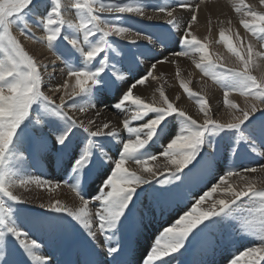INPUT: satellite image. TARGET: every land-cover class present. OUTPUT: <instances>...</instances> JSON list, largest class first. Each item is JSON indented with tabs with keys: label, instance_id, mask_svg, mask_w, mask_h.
Returning <instances> with one entry per match:
<instances>
[{
	"label": "snow or ice",
	"instance_id": "snow-or-ice-1",
	"mask_svg": "<svg viewBox=\"0 0 264 264\" xmlns=\"http://www.w3.org/2000/svg\"><path fill=\"white\" fill-rule=\"evenodd\" d=\"M201 2L175 0L171 6H153L145 0H0V264H58L52 255L43 253L42 244L26 229L57 235L69 224L78 226L90 241L91 251L83 264H130L126 257L132 251V237L143 227L142 215L137 216L142 195H150L155 205H168L194 169L211 171L221 156L225 160L240 157L245 149L258 153L257 141L262 150L258 154H264V75L253 74L262 67L259 61L264 60V52L256 51V44L245 41L238 31V43L234 44L232 36L221 28L218 43L227 46L239 66L228 67L223 57L210 53L207 38L202 40L193 32ZM233 6L243 28L264 47V12L256 11L245 0ZM149 7L169 18L162 31L144 33L123 23L126 15L133 14L151 20L146 16ZM177 9L190 13L183 29L174 15ZM70 12L75 19L66 18ZM33 22L44 35L37 37L32 32ZM16 32L46 45L57 53V59H63L68 69L63 83L46 84L44 73H48L49 82L52 79L49 65L31 55ZM120 40L141 49L139 56L145 58L158 45L168 50L172 41L179 48L171 51L173 57L199 54L195 67L225 90L224 104L239 115L227 123L214 119L209 100L183 79L180 86L195 99L204 117L202 122L178 106L179 96L170 100L163 86L157 89L159 103L134 94L133 90L144 86L149 78L160 79L154 75L157 64L171 61L153 56L156 63L135 76L133 68L141 61L136 52L121 47ZM126 60L129 63L124 66ZM176 75L180 76L179 68ZM113 88L119 95L112 107L123 116L124 135L111 121L98 124L89 118L85 122L72 114H87L101 103L107 107L100 97ZM48 92L59 93V102ZM233 92L253 102L240 108L228 100ZM95 115L100 112L96 110ZM21 149L28 153L27 158ZM41 158L54 163L64 175L49 180L20 174L18 163L31 159L35 166ZM161 158L163 164L155 163ZM129 162L138 165L139 171L126 167ZM250 173L264 174V163L220 168L191 209L163 228L143 257V264H179L174 254L186 250L190 237L198 238L214 226L232 229L256 245L240 252L230 264H262L264 188L257 186ZM32 184L50 193L68 188L80 206L74 209L55 199L40 207L57 215L26 216L19 206L27 201L16 190ZM217 193L221 198L202 209L206 199ZM90 203L96 206L95 213L90 211ZM236 209L244 211L237 213ZM97 233L107 241L120 236L107 248L103 262L92 258L98 246ZM168 257L171 259H165Z\"/></svg>",
	"mask_w": 264,
	"mask_h": 264
},
{
	"label": "rangeland",
	"instance_id": "rangeland-1",
	"mask_svg": "<svg viewBox=\"0 0 264 264\" xmlns=\"http://www.w3.org/2000/svg\"><path fill=\"white\" fill-rule=\"evenodd\" d=\"M223 1L224 0H221V5L223 4L222 3ZM112 2H116V0H112ZM152 2H153V6H155V5L171 6V5L175 4L174 0H155V1L154 0H145L146 4L150 3L152 5ZM192 2L195 3V2H197V0H195V1L192 0ZM62 3H64V0H62ZM217 3H220V1ZM217 3H215V4H217ZM245 3L247 4L246 0H245ZM206 4L211 6L210 3H206ZM147 9L152 10L151 7L147 8ZM229 10H230V8H229ZM258 12H261V11H258ZM262 12H264V11H262ZM71 15H72V16H70L71 19L76 18L74 13H71ZM104 15H108V14H104ZM134 16H135L134 14L133 15H126L124 17V20H123V23L126 24L127 26L131 27L133 30H141L144 33H151V32H157L158 33L166 27V22L162 23V22H158L156 20H148L146 18H141V17H137V16L134 17ZM67 17L69 19V16L66 15V18ZM151 21H153V22L151 23ZM30 27H31V30L34 29V25H30ZM193 28H195V27H193ZM210 28H211L210 30L212 31V30L217 29L218 27L212 25V27H210ZM219 28H220V30H221V28L226 29L222 26H219ZM32 32H34V31H32ZM246 32H247V35H249V37L254 40V38L251 36V34L248 31H246ZM41 34L44 35V33L42 31H41ZM225 34L231 35V33L228 30L225 32ZM140 43H145V42L140 41ZM233 43L236 44V43H238V41L233 39ZM120 45L125 50L130 49L132 52H136L137 58L141 61V63L138 66H134L133 73L137 69L138 70L140 69L138 71L139 73H144L147 70L143 66V63L146 60V58L143 56H139V51H141V49H137L135 45H129L123 40H120ZM156 48H161V46L158 45ZM168 50H170V51L179 50V48L175 44V41H172L169 44ZM51 51L53 52V54L55 56H57L56 52L54 53L53 50H51ZM209 51H210V49H209ZM261 52H264V47H261ZM210 53H212V52L210 51ZM212 54L214 55V53H212ZM149 55L150 56L151 55H157V51H155L153 53H148L147 56H149ZM194 55L199 56V54H194ZM156 58H158L160 60H164L165 56L160 57L158 55ZM59 61L64 66L63 69L65 68L66 72H67L68 69L65 66L63 59H59ZM228 61L223 60L222 62L225 63L228 67H238L239 66V64L237 63V60H231V61L228 60ZM155 62H156V59H155ZM128 63H129V61L126 60L124 66H127ZM120 67H121V65H117V68H120ZM170 68L169 69H167V68L160 69L161 80L166 81L167 75L169 74V72H171V71H169ZM196 69H197L198 73L201 75V77H206L208 80H210V82L213 85H215L217 88H220V86L218 84L214 83L210 77L205 76L198 68H196ZM254 71H255V72H253L254 75H257L258 77L261 76L258 74L257 70H254ZM189 76H191V75H189ZM190 81H191V83H194L195 80H194V78H190ZM220 89L222 92L224 91V89L222 87ZM194 92H196V91H194ZM118 95H119V93L116 90V88H113L106 93V96H108L106 100L113 105L114 103H116ZM203 96H205V95H203ZM243 97H245V96H243ZM187 98L191 102H193L195 105H197L195 99L189 98L188 96H187ZM222 98L224 99V97H222ZM245 98H248L249 100H251L250 97H245ZM228 99H231V98L228 97ZM237 105H239L240 108H244V106L241 105L240 103H238ZM238 114H239V112L236 111V115H238ZM255 115L259 116V113H256ZM212 117L214 119L218 120L216 115H212ZM200 122H202V121H200ZM257 149H258V153H259L261 151L260 146H259V141H257ZM21 151H22L21 153H22L23 157L27 158L28 153L23 152L22 149H21ZM153 151H157V149H153ZM258 153H252L250 150L245 149V150H242V155L240 157H229L227 159L226 163H228L230 165L229 167H233V166L238 167L239 164H241V163H243L245 165L251 164L254 166L257 163H259V161L264 156V154L259 155ZM220 158L223 161L219 160V163L223 162V164H224L226 160L223 158V156ZM129 163H132V162H129ZM193 163H195V162H193ZM49 166H51L53 168L54 172L57 175L59 174V178L62 175H64L62 170H60L54 163L49 161L47 158H41L39 160V162L35 164V166H33V161L31 159H26L24 162L17 164V167H19V169L22 170L21 171L22 173L30 172V173H33L35 175L37 174V175H41V176L45 175V173L49 169ZM189 166H190L189 168L192 167V165H189ZM214 166H213V169L211 171H214ZM197 169L193 170V172L190 174V177L187 180V182L184 183L183 187L180 189H177L173 193L172 202L168 205L158 206V205H155L151 201L150 195L147 196V198H145L144 195L141 196V200L138 202L137 216L140 217L142 215V217H144L143 218V227L138 232H136L134 234V236L132 237V241H133L132 242V251L126 257V259L128 261H130V264H143V257L146 255L147 251L150 249L151 245L153 244V241L159 235V233L163 230V228L170 226V224L174 221V219H177L185 211L190 210L191 207L194 205L195 201L199 198L197 196V195H199V191L196 192L197 190L195 188H197L200 183H204V184L206 183V180L203 179L204 175H202L206 171H203L199 168H197ZM185 172H187V169H185ZM193 173H195V176L198 179V183L196 181V178H194ZM160 178L163 179L164 177H160ZM177 183H179V182H177ZM154 185H155V181H154ZM155 186L159 187V185H155ZM258 187L264 188V186H260L259 183H258ZM194 189L196 191H194ZM94 193H95V187L92 190V194H94ZM24 195H25V197H27L26 194H24ZM25 197L22 196L23 199L27 200ZM245 200H247V198H245ZM19 207L24 209L26 216H35V215H38L40 213H47V215H49V216L57 215L55 213H48L47 209H38V208L33 207L27 203L24 205H20ZM91 211L93 213H95V211H96L95 205H94V209ZM241 211H244V209H236L237 213H239ZM171 214H174V217H172L170 219ZM156 219H157V221H156ZM94 220H95V218H94ZM66 223H68V218H66ZM156 224H158V225H156ZM69 225H72L71 229H69V227H68V229L65 232H62V233L57 234V235H52V234L46 233V232H40V231H37L35 229H26V230L30 231V236L32 238L37 239L38 242L42 244L43 253L44 254H50L53 257H56L58 254L59 255L62 254V249L64 248L68 234H70L71 235L70 242L67 245L68 246V249H67L68 258H66V259H68V261L65 264H77L78 259H80V262H82L83 258L87 257L86 254H87V252L91 251V245H90V241L87 238V236L84 235L82 231H80L78 226H75L74 224H69ZM229 231H233L232 236L228 235ZM49 238L53 239L56 242V245L51 247L49 245V241L47 240ZM116 239H120L119 234H117V238H114L112 241H107L103 235L97 233L96 243L98 246H97V248H95L92 258L103 262L105 260L104 253L106 252V250L110 244L114 245L116 243ZM99 243H101V244H99ZM250 246H256L255 243L250 238L235 234L234 230H232V229L226 230L223 227L214 226V227L210 228L209 230H207L205 233H203L198 238L193 239L192 237H190L189 242L186 245V250L182 249L181 253H176L174 255H176L179 258V264H230L231 259H233L236 255H238L240 252L246 250V248L250 247ZM15 251H16L17 255H19L18 250H15ZM107 259H111V258L108 257ZM165 259H171V257H168ZM62 264H64V263H62ZM173 264H176V262L173 261ZM241 264H243V262H241ZM262 264H264V262H262Z\"/></svg>",
	"mask_w": 264,
	"mask_h": 264
},
{
	"label": "bare ground",
	"instance_id": "bare-ground-1",
	"mask_svg": "<svg viewBox=\"0 0 264 264\" xmlns=\"http://www.w3.org/2000/svg\"><path fill=\"white\" fill-rule=\"evenodd\" d=\"M219 1H220V3H217ZM236 2H238V0H224L222 2L223 4L221 5V0H202V2L200 3V11L197 15V22H196V24L193 25V27H195V28H193L194 34L202 40L207 38V40L210 42L209 43L210 51L212 53H214V55H219V56L223 57L224 61H228V60L231 61V60H237V59H236V57H233L231 55V53L227 49V46L224 43H218L219 34H220L219 26L226 28L225 32L228 30L231 33L232 38L235 40H237L235 33L238 31L241 38L245 39V41L252 40L253 43L256 44V51L261 52V45L259 43H257L255 40H253L252 38H250L249 35H247V32L245 31L243 26L240 24L241 16H240V14H237L234 11V6H233L234 3H236ZM246 2L248 5H251L256 11H261V12L264 11V4H261L260 0H246ZM64 3H68V0H64ZM206 3H210L211 6L207 5ZM215 3H217V4H215ZM148 4H150V3H148ZM152 5H153V2H152ZM229 8H230V10H229ZM174 15L176 16V18L179 21L180 28L183 29L184 25H185V21L188 20L190 13L186 10L177 9L176 12L174 13ZM67 16H69V19H71L70 18V16H72L71 12L68 13ZM146 16H151L152 17L151 20H156V21L162 22V23L166 22L167 19H169L163 13H157V12H154L153 10H148V9H146ZM152 22L153 21H151V23ZM32 25H34V29L32 31H34L36 36L37 37L42 36L40 29L37 28V26H35L34 22ZM212 25L216 26L218 28L211 31L210 27H212ZM16 34L21 39V42L24 44L26 50L31 55H34L36 57V59L38 61H41L43 64L49 65V72L52 73V79L49 82L48 73H44L46 84H49V86H55L57 84L63 83L64 80L66 79L67 72H66L65 68L63 69L64 66L60 63L59 59H57V56H55L53 54V52L46 47V45L41 44V43H36L32 40L25 39L24 37H20L18 32H16ZM155 51H157V55L147 56L146 60L143 63V66L146 69H148L150 64L156 63L155 59L152 58L153 56H155V57H157L158 55L160 57L165 56V58L167 57L171 62L157 64L154 75L160 77V69H162V68L169 69L171 67L169 70L171 72H169V74L167 75L166 81L161 80V77L159 80H152L151 78H149V81L146 82V84L144 86H138L136 89L133 90L134 94L141 95L145 100H147L149 102H151L152 99L155 98L156 101L159 103L161 100V97H160V94L157 91V89L160 88L161 86H163L164 92L170 98V100L176 101V97L179 96L180 100L177 102L178 106L183 108L185 111H187L194 118H196L200 121H203L204 117H203V114L200 113V111H199V106L195 105L193 102H191L187 98V95L185 94L184 90L181 89L180 80L183 79L186 83L189 84V87L193 91H196V92H199V93L205 95V97L209 100V104L211 107V114L216 115L218 120H220V122L227 123L230 120H232L233 115H236V110L231 109L224 104V99L222 97H224V91L225 90L222 92L220 89L221 87L217 88L215 85H213L210 82V80H208L206 77H201V75L198 73V71L195 67V63H194V61L199 60L198 55H194L192 58H188V57L177 58V57H173L171 55L170 50H164V49H162V47L156 48ZM259 63L261 64L262 67L259 69H256V70H257L259 75H263L264 74V60H260ZM53 67H55L54 72L52 71ZM177 68H179V71H180L179 77L176 75ZM139 70L137 69L133 74L135 76H139L141 74L138 72ZM189 75H191V76H189ZM190 78H194V80H195L194 83H191ZM45 91H47V88H45ZM48 94L52 95L53 99H57L58 95H59V93H52V92H48ZM107 97L108 96L105 95V96L100 97V99L106 100ZM228 97L231 98V99H228L229 101H231L235 104L240 103L244 107H245L246 103L250 104L253 102L252 100H249L248 98H245V97L239 95L238 92L237 93L233 92ZM77 100H79V98H77ZM57 101H58V99H57ZM106 102H107V107H105V104H103V103L97 105L96 110H98L100 112L99 116L95 115L96 110H90L87 114H81L78 111H74L72 114L77 119H84L85 122L89 118L96 120V122L98 124H102L104 122L111 121L114 126H116L119 130H121V135H124L123 134L124 132H123L122 126H121V121L123 119V116L118 114V110H115L112 107V104L110 102H108L107 100H106ZM69 103H71V101ZM156 149L158 150V146ZM219 160H222V159L220 158ZM219 160H218V163L214 166V171H207V172H204L205 174L204 173L202 174V175H204L203 179L206 180V183L205 184L200 183L199 186L197 188H195L197 191L194 189V191H196V192L199 191V195H197L198 197L201 196L205 191L208 190V187L214 182V179H213L214 174H219L220 168H227L230 166L228 163H226L227 160L225 161L224 164H223V162L219 163ZM155 163L163 164L164 160H163V158H161L160 161H157ZM261 163H264V156L259 161V163H257L254 166H258ZM126 167H128L131 170L139 171V166L136 165L135 163H128L126 165ZM18 169H19V167H18ZM195 173H193L194 178H196ZM20 174L21 175L28 174V175H32V176H40L42 178L49 179V180L59 178V174L57 175L51 166H49V169L45 173L44 176L37 175V174L35 175L33 173H30V172H26V173L21 172ZM248 175L250 178L255 179L257 181V186H258V183L260 184V186H264V174L250 173ZM196 181L198 183L197 178H196ZM186 182H187V180L185 181V183ZM16 192H17V194L22 195L23 197H25L24 194H26L27 197H25V198L27 199L26 200L27 204H29L33 207H36L38 209H42L40 207L41 204H47V203H49L50 200H55V199L61 200L63 203H65L66 205H68L69 207L74 208V209L78 208L80 206L79 199L75 196V193H73L68 188H62V189L58 190L56 193H50V192L32 184V185H28L27 188H18L16 190ZM219 198H221V197H220L219 193H217V194H214L213 198L206 199V201L201 205L202 209H204V210L208 209L210 207L211 203L213 202V200L219 199ZM95 208H96V206H95ZM93 209H94V204L90 203V211ZM172 217H174V214L170 215V219ZM156 221H157V219H156ZM156 225H158V224H156ZM99 244H101V243H99Z\"/></svg>",
	"mask_w": 264,
	"mask_h": 264
}]
</instances>
